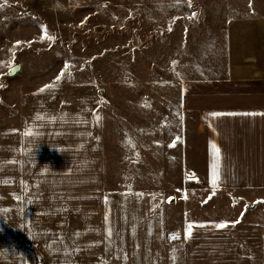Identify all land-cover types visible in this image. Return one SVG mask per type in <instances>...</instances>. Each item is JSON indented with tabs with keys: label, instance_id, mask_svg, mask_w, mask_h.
<instances>
[{
	"label": "crops",
	"instance_id": "1",
	"mask_svg": "<svg viewBox=\"0 0 264 264\" xmlns=\"http://www.w3.org/2000/svg\"><path fill=\"white\" fill-rule=\"evenodd\" d=\"M103 1L111 0H67ZM115 1L151 10L192 3ZM215 4L241 16L167 26L171 65L184 74L175 85L184 99L207 100L182 110V172L173 184L185 190L180 197L163 187H105L92 85L8 87L13 110L0 125V264H264V220L250 206L264 196L241 194L264 189V0ZM224 197L232 216H195ZM238 203H245L240 210Z\"/></svg>",
	"mask_w": 264,
	"mask_h": 264
},
{
	"label": "rangeland",
	"instance_id": "2",
	"mask_svg": "<svg viewBox=\"0 0 264 264\" xmlns=\"http://www.w3.org/2000/svg\"><path fill=\"white\" fill-rule=\"evenodd\" d=\"M191 2L178 10H151L130 9L115 0L83 5L0 0V75L15 65L21 68L14 77L0 79V125L13 110L7 103L9 86L92 85L100 109L105 187H163L180 197L185 190L173 184L182 172V110L207 100L184 99L175 85L184 74L174 73L171 65L167 26L181 18L193 24L241 16L238 10L217 9L215 0ZM241 194L251 199L264 196V189ZM230 206L224 197L194 214L232 216ZM250 206L255 218L264 220V203Z\"/></svg>",
	"mask_w": 264,
	"mask_h": 264
},
{
	"label": "water",
	"instance_id": "3",
	"mask_svg": "<svg viewBox=\"0 0 264 264\" xmlns=\"http://www.w3.org/2000/svg\"><path fill=\"white\" fill-rule=\"evenodd\" d=\"M20 70V65H15L9 68L4 74L0 75V79L11 78ZM39 261H41L40 255H38Z\"/></svg>",
	"mask_w": 264,
	"mask_h": 264
},
{
	"label": "snow or ice",
	"instance_id": "4",
	"mask_svg": "<svg viewBox=\"0 0 264 264\" xmlns=\"http://www.w3.org/2000/svg\"><path fill=\"white\" fill-rule=\"evenodd\" d=\"M58 79H59V77H58ZM38 119L40 118V117H37ZM32 133L31 132H26L25 133V135H31ZM214 148H215V146H213ZM216 151V155H217V157L219 156V149H216L215 150ZM214 175H215V173H214ZM227 225L226 224H219V225H216V227H218V228H224V227H226ZM190 234V233H189Z\"/></svg>",
	"mask_w": 264,
	"mask_h": 264
},
{
	"label": "built area",
	"instance_id": "5",
	"mask_svg": "<svg viewBox=\"0 0 264 264\" xmlns=\"http://www.w3.org/2000/svg\"><path fill=\"white\" fill-rule=\"evenodd\" d=\"M131 40H133L135 43H138V39H137V37H135V36H134V37L132 36V37H131ZM65 101H66V99H65Z\"/></svg>",
	"mask_w": 264,
	"mask_h": 264
}]
</instances>
